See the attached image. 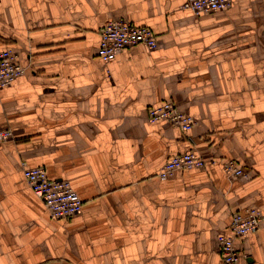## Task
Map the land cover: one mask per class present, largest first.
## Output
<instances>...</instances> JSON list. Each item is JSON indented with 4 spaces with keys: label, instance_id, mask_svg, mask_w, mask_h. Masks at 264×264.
Listing matches in <instances>:
<instances>
[{
    "label": "crops",
    "instance_id": "1",
    "mask_svg": "<svg viewBox=\"0 0 264 264\" xmlns=\"http://www.w3.org/2000/svg\"><path fill=\"white\" fill-rule=\"evenodd\" d=\"M184 2L0 0V49L26 66L0 88L12 132L0 143V264H223L216 238L232 212L264 211V0L199 14ZM119 17L158 45L105 65L99 28ZM166 99L194 118L187 135L148 120ZM190 148L212 162L156 175ZM226 159L247 177L225 174ZM23 166L68 179L81 211L51 217ZM236 245L264 264V226Z\"/></svg>",
    "mask_w": 264,
    "mask_h": 264
},
{
    "label": "built area",
    "instance_id": "2",
    "mask_svg": "<svg viewBox=\"0 0 264 264\" xmlns=\"http://www.w3.org/2000/svg\"><path fill=\"white\" fill-rule=\"evenodd\" d=\"M232 0H185L184 7L190 8L194 14L224 10ZM99 43L97 55L103 64L109 63L116 54L127 46L142 44L148 50L158 45L154 31L145 25L136 24L126 18H111L99 28ZM26 66L19 62V56L12 48L0 49V88L9 85L16 77L24 74ZM106 73L109 75L108 69ZM147 118L150 122L167 121L171 126L178 128L183 134L192 128L194 118L187 112L179 109L171 99L159 104L150 105L147 109ZM12 132L9 128L0 127V143L9 139ZM193 148L175 152L168 156L156 175L165 179L177 170L204 168L210 164ZM221 169L229 176L247 177L243 167L232 159L221 163ZM23 176L33 191L41 200L50 216L67 219L81 211L82 200L66 178H54L47 175L42 166H23ZM264 226V211L257 207H245L235 210L231 214L227 233L217 235V245L223 264H248L245 256L236 245V239L254 232Z\"/></svg>",
    "mask_w": 264,
    "mask_h": 264
}]
</instances>
